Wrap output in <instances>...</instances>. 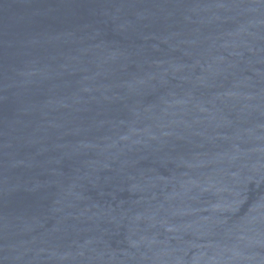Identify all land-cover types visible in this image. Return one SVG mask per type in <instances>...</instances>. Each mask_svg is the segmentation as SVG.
<instances>
[{"label":"water","instance_id":"1","mask_svg":"<svg viewBox=\"0 0 264 264\" xmlns=\"http://www.w3.org/2000/svg\"><path fill=\"white\" fill-rule=\"evenodd\" d=\"M0 264H264V0H0Z\"/></svg>","mask_w":264,"mask_h":264}]
</instances>
